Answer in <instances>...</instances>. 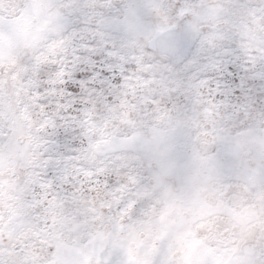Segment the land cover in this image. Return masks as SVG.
<instances>
[{"label": "snow or ice", "instance_id": "obj_1", "mask_svg": "<svg viewBox=\"0 0 264 264\" xmlns=\"http://www.w3.org/2000/svg\"><path fill=\"white\" fill-rule=\"evenodd\" d=\"M0 264H264V0H0Z\"/></svg>", "mask_w": 264, "mask_h": 264}]
</instances>
